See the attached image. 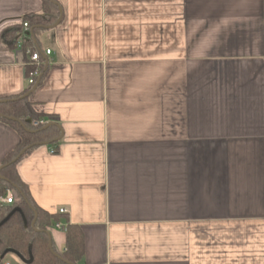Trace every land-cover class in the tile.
I'll return each mask as SVG.
<instances>
[{
  "label": "crops",
  "instance_id": "0c3cea01",
  "mask_svg": "<svg viewBox=\"0 0 264 264\" xmlns=\"http://www.w3.org/2000/svg\"><path fill=\"white\" fill-rule=\"evenodd\" d=\"M53 3L44 49L14 43L43 1L0 0V101L38 83L34 111L60 126L16 172L82 232L78 264H264V0ZM1 118L0 168L21 142Z\"/></svg>",
  "mask_w": 264,
  "mask_h": 264
},
{
  "label": "trees",
  "instance_id": "16d2710c",
  "mask_svg": "<svg viewBox=\"0 0 264 264\" xmlns=\"http://www.w3.org/2000/svg\"><path fill=\"white\" fill-rule=\"evenodd\" d=\"M43 10L41 13L26 14L23 21L34 26V32L41 27L45 28L54 24L59 18V8L53 0H42ZM12 33L11 35H13ZM12 37V36H11ZM31 40L25 43L30 46ZM33 49H35L33 47ZM0 114L14 117L22 121L23 125L17 120L3 116L1 119L14 127L20 135V144L11 151L3 162L2 176L0 178V194L5 195L10 189L16 196V201L12 204L0 207V222L8 216L16 207L21 208L15 211L11 217L0 227V256L7 249H14L29 259L33 257L29 264H78L84 252L82 232L76 225L66 219V246L60 257L54 255L49 247V235L46 233L50 227L56 225L64 218L63 213L51 214L42 209L33 199L28 185L19 177L16 172L17 163L27 156L36 145L30 147L17 159L20 152L36 143L48 142L58 151L57 137L60 129L50 126L41 130L42 127H33L31 120L47 118L46 115L38 114L34 111L29 96L0 104ZM18 187L21 193L17 190ZM37 213L35 228L32 222ZM8 255V254H7Z\"/></svg>",
  "mask_w": 264,
  "mask_h": 264
},
{
  "label": "built area",
  "instance_id": "2783aa9c",
  "mask_svg": "<svg viewBox=\"0 0 264 264\" xmlns=\"http://www.w3.org/2000/svg\"><path fill=\"white\" fill-rule=\"evenodd\" d=\"M23 27H24V32L19 34L18 38L14 40V43H16L18 47H24L23 42L30 39L29 38L31 35L29 31L30 25L28 24V22L24 21ZM25 53L29 57V60L27 63L29 66V70L27 73V79H28V83L32 86L35 84L37 78L40 76L41 71H42L41 52L36 49H33L32 47H26ZM45 53L46 55H49L51 54V50L47 49ZM49 121L50 120L48 118L31 120V125L33 127H44L49 123ZM52 152H54V150H52ZM15 201H16V196L14 192L10 189L7 190L5 195L0 196V202L3 204H12ZM59 212L65 214L67 210L62 208L59 210ZM55 226L61 229H65V225L61 224L60 222L56 223Z\"/></svg>",
  "mask_w": 264,
  "mask_h": 264
},
{
  "label": "water",
  "instance_id": "95a60500",
  "mask_svg": "<svg viewBox=\"0 0 264 264\" xmlns=\"http://www.w3.org/2000/svg\"><path fill=\"white\" fill-rule=\"evenodd\" d=\"M60 20H61V18H59V19L57 20V22H56L54 25L49 26L48 28L56 27V26L59 24ZM33 31H34V29H32V30L30 31V34L33 35V34H34ZM37 85H38V83L36 84V86H35L32 90H30V91H29L28 93H26L25 95L21 96V98H24V97L29 96V94H30V93H31V92L37 87ZM6 101H8V100H1L0 102H6ZM11 101H13V100H11ZM0 116L3 117V116H5V115L0 114ZM5 117H8V116H5ZM8 118L13 119V120H17L18 122H20V123L23 125L22 121H20L19 119H16V118H14V117H8ZM52 125H55V126H57V127H60V126H59L58 124H56V123H49V124H47L46 126L42 127L41 130L47 129L48 127H50V126H52ZM47 144H48V142H43V143H36V144H32V145H30V146H27L26 148H24V149L20 152V154H19V156L17 157V159L20 158V157L25 153V151H26L27 149H29L30 147H32V146H34V145L38 146V145H47ZM3 167H4V166H2V167L0 168V178L5 179V177L1 175V171H2ZM16 188H17V190L21 193L20 189H19L18 187H16ZM15 211H20V212H21V208L16 207V208H15V209H14V210H13L8 216H6V217L0 222V227H1V226H2V225H3V224H4V223H5V222L11 217V215H12ZM36 219H37V213L35 212V218H34V220H33V222H32V226H33V228H35V229L37 230V228L35 227ZM46 233L49 235V247H50L51 252H52L54 255L60 257V255H58V254L55 252L54 248H53L52 238H51V236H50V232H49V231H46ZM9 253H13V254L17 255L18 257H20V258L23 260V262H24L25 264L32 263V261H33V257H32V256H30V258L27 259V258H25L23 255H21L19 252H17L16 250H14V249H7V250H5V251L3 252V254L0 256V263H1V261L5 258V256H6L7 254H9Z\"/></svg>",
  "mask_w": 264,
  "mask_h": 264
},
{
  "label": "rangeland",
  "instance_id": "374dc122",
  "mask_svg": "<svg viewBox=\"0 0 264 264\" xmlns=\"http://www.w3.org/2000/svg\"><path fill=\"white\" fill-rule=\"evenodd\" d=\"M48 31H49V28H41V27H39V28L36 29V34L40 35V41H41L42 46L44 47V49H45V47L47 45H50L51 42H52V38L49 37ZM14 257H15L14 254L9 253L5 257V259L3 260L2 263H5L6 261H10V258H14Z\"/></svg>",
  "mask_w": 264,
  "mask_h": 264
}]
</instances>
